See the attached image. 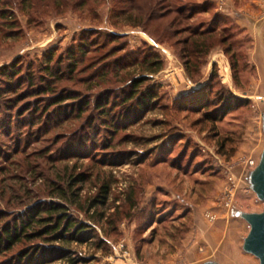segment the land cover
Wrapping results in <instances>:
<instances>
[{
    "label": "rangeland",
    "instance_id": "1",
    "mask_svg": "<svg viewBox=\"0 0 264 264\" xmlns=\"http://www.w3.org/2000/svg\"><path fill=\"white\" fill-rule=\"evenodd\" d=\"M53 1H39L35 7L42 13L31 22L18 4L0 5V234L16 219H25L34 204L57 201L65 203L74 225L85 226L84 240L72 239L70 231L61 241H27L1 254L0 264L16 261L20 252L35 257L42 249L52 257L47 249L54 247V259L47 264H187L182 247L187 238L205 256L197 264H260L243 249L250 225L241 214L261 212L264 203L255 207L240 197L248 191L256 195L250 174L264 150V93L252 98L239 93L253 81L255 67L244 58L233 67L220 44L221 37L235 31L217 26L207 39L213 47L207 56L190 44L197 50L189 56L191 77L180 57L183 45L176 44L189 32L175 34L174 29L208 18L196 14L192 21L169 22L179 17L178 9L197 13L199 0H161L148 22L153 0H139L144 5L133 16L121 13L131 5L127 0H90L76 10ZM14 19L17 32H9ZM135 21L141 25L134 26ZM239 37L230 39L236 52L249 45L247 38L237 44ZM81 38L104 49L87 48L84 55L75 51L68 58ZM217 48L227 57L211 64L209 54ZM108 51L112 56L102 59ZM50 52L53 72L45 73ZM60 57L63 62L56 63ZM154 60L162 69L145 72L143 67ZM12 68L16 74L10 80L4 72ZM58 71L62 75L53 80ZM134 77L147 80L134 100L119 104ZM45 84L53 91L42 92ZM199 84L214 99L203 109L200 100L190 98L197 95L187 92ZM147 85L155 89L145 97ZM102 94L108 96L107 109L113 108L107 122L94 105ZM140 95L146 107L138 105ZM62 97L71 98L61 102ZM25 108L30 110L21 114ZM126 113L130 121L122 119ZM47 120L50 131L40 136L37 129ZM9 124L11 132L5 129ZM80 173L85 180L69 186ZM58 186L65 199L54 197Z\"/></svg>",
    "mask_w": 264,
    "mask_h": 264
},
{
    "label": "trees",
    "instance_id": "2",
    "mask_svg": "<svg viewBox=\"0 0 264 264\" xmlns=\"http://www.w3.org/2000/svg\"><path fill=\"white\" fill-rule=\"evenodd\" d=\"M39 1H47V0H0V5L6 6V8H13L12 6H16L17 4L20 6V9L27 13L29 15V22L34 20V17H39L38 14H41L42 12H40L38 9H36V4H38ZM90 0H54V4L56 5V7H62L64 9H68L69 7H72V10H76V8H82L85 5H87V2ZM131 5L129 7V9L127 8H122L121 9V13H125L128 14L130 16H133V12L137 11H141L142 7H143V3L138 2L139 0H127ZM161 0H153L152 4H151V12L148 14V18H147V22L152 19L155 16V9L158 6L159 2ZM46 4V3H45ZM143 4V5H142ZM199 7L198 12L196 13V11L192 10L190 12H187L186 9L183 10H177V13H179V17L175 18L173 20H171L169 22V25H177V22H180L182 19L184 21H192L195 17L196 14H202L204 16H207V21H203L200 22L198 24L196 23H190L188 24L189 26L185 29H181V28H176L174 29V33L175 34H181L183 32H189V35L187 37H185L183 40H178L176 44H181L183 45L181 51H180V57L181 59L184 61L185 66H186V70H187V74L191 75L190 73V63H189V56L193 51H197L195 48H193V50L190 49V44H192L193 46H199V52L201 53H205L206 56L208 55V53L210 52V49L213 48L212 45H208L207 44V39H209L210 37L213 38V36L217 33V26L223 25L224 27L222 29L226 30L228 28H232L233 32L232 35H228V36H224L221 37L219 42L220 44L225 46V52L230 55L231 57V61H232V65L233 67H236V63H238L241 58H244L246 60L247 59V55H246V49L247 47H240L237 50L239 52H236V49H233L232 45H230V39H232L234 36L236 37H240L237 38L239 43L240 40L247 38L246 36H242L240 34V29L239 27H237L236 25L230 24L229 22H226L225 20H223L220 17H214L213 16V10L212 7L207 4L205 2V0H199L198 2H196V5ZM12 12L10 14H14V9H9ZM35 10V11H32ZM65 11V10H63ZM85 13L84 10L81 12V14ZM47 15V12L44 13V15ZM5 16V14L3 15ZM84 18V14L81 15ZM142 16V15H140ZM135 17L137 18V15H135ZM142 18V17H141ZM139 19H136V21ZM133 22L132 24L134 26H138L141 25V22ZM147 22H144L143 24H146ZM17 24H18V20L14 19L9 25H7L9 32H17L15 30H17ZM193 25H198V26H193ZM202 25H204L205 27H203ZM96 33V32H95ZM235 34V35H233ZM111 37H115V34H111ZM247 41H249V39L247 38ZM248 43V42H247ZM92 46V47H91ZM87 44L86 41L84 39L81 38V41L79 42L78 46H72L70 48V55H68V58L73 59L75 57V51H81L82 54L84 55L87 51H89V49L87 48H93V51H97V48L99 49H104L103 45H99V44ZM247 46V45H246ZM76 49V50H74ZM113 51H108L105 52L102 56V59H108L112 56ZM82 55V56H83ZM46 62L44 64L43 67V71L45 73H49V72H53V69L51 67V63L53 62V58H54V54L53 52H50L49 54H47L46 56ZM154 57H157V55L155 54ZM146 57H144L145 59ZM63 62V59L60 57L56 63L61 64ZM144 62V61H143ZM160 61H152L151 64H149V67H143L144 71L150 74H154L159 72L162 69V65L161 63H159ZM249 62V61H248ZM109 64V63H108ZM144 65V64H143ZM142 65V66H143ZM71 67H76L77 66V61L72 63L70 65ZM109 66V65H108ZM246 66V65H243ZM73 68L71 70H73ZM42 70V69H41ZM11 74H16V71L12 68L10 71H5L4 75L9 78L10 80L13 79V75ZM58 77H53V80H56L57 78H60V71H58L57 73ZM190 77V76H189ZM192 77V75H191ZM30 79L31 82L34 81V75L30 74V76L28 77ZM147 79L145 77H139L136 78L134 77L132 79V86H131V91L123 94L124 96L122 97V101H120L119 104H121L122 102H124V104H126L128 101L134 100V98L136 97V91L138 90V87L143 86V84L145 83ZM214 77H212L210 79V84L211 82H213ZM21 85V83H19V86ZM209 86V84H208ZM207 86L198 89L196 91H193L189 94H196L198 96V98L196 97H192L190 96V98L193 99H198L201 102L199 103L200 108L203 109L202 106L208 105V103L213 102V98L211 99V96L209 97V95H211L210 90L208 92V90L206 89ZM44 90L42 92H50L53 91V89H50V86L48 84L43 85L42 87ZM13 89V88H12ZM6 89L7 91H13V93L17 90V89ZM154 86L153 85H147L146 89H144L145 93L143 94L145 97L147 96V94H149L150 96L152 95L153 91H154ZM0 89V93H1ZM189 95L187 94L184 99H188ZM222 96V95H221ZM227 96V95H225ZM205 97V98H204ZM71 97H62V99H60L61 102H65L66 100H69ZM209 98V99H208ZM227 98V97H226ZM231 98V100H226L225 103V108L227 109L232 103H233V98L234 97H229ZM238 98V97H237ZM137 99V98H136ZM139 100V99H138ZM239 100V99H237ZM140 101L141 103L138 102V105H141L146 107L147 105L144 103L143 101V96L140 95ZM109 102L108 96L106 94H102L100 97H98L94 103L95 107H97V111H99V113L101 114V116H105L104 121L107 122L106 117L108 118V116H110L112 114L113 108L111 109H107V104ZM117 101H114V104H118L116 103ZM245 102H247L245 100ZM194 103V101H193ZM239 104V103H238ZM6 106L8 109H10V105L6 104L4 105ZM236 106V105H235ZM143 107V108H144ZM30 108V107H29ZM29 108H25L23 109V112L21 114H24L25 112L29 111ZM48 110V109H47ZM148 110V109H147ZM141 108L138 107V111L140 112ZM230 111V109L228 110V112ZM142 112V111H141ZM135 113V112H134ZM128 113L121 115V117L123 116L124 118H127V120H131L128 118ZM69 114L66 115V117L68 118ZM134 119H136L138 117V115H134ZM122 117V119H123ZM131 118V117H130ZM11 121V120H10ZM50 120H47L46 124H44L42 127H39L37 129V131H39V135H46L49 133L50 131ZM33 124V123H32ZM113 125H120V121H118V124H116L115 122L111 123ZM17 125V124H16ZM31 126V124H29ZM34 126V124L32 125ZM114 126V127H115ZM4 126L0 124V130H4L3 128ZM5 129H8V132H11V124L9 125H5ZM6 131V132H7ZM6 132H3L4 134H7ZM9 134V133H8ZM84 158V156H82ZM85 180V175L80 173V175L78 177H72L71 180L69 181V186H73L74 183L76 181L79 182H83ZM56 190L59 192L58 194L54 193V197L60 198V199H65L66 198V192L64 190L63 187L58 186L56 187ZM66 205L63 202H57V201H50L49 203H37L34 204V207L31 208L29 211L26 212L27 217L23 220L17 221V219L15 220L14 224H8L6 225L3 229L2 232L0 234V255L10 251L11 249H13L14 247H16L17 245L26 243L27 241H31V240H35V239H39V238H44V240L46 241H61L64 240L67 236H69L71 233V237L76 238L78 241L83 242V238L82 236L84 235V225L80 224V225H74V223L69 219L68 215L65 213L66 212ZM4 215V213L0 212V219L1 217ZM74 227V231H72ZM71 231V233L69 234V232ZM81 234V237L77 238V235ZM45 249H42V253L36 255L35 257H33V255L29 256V255H25L20 252L21 257H18L16 259V261L10 262V264H47L48 262H50L51 260L54 259L53 255L55 254L54 252H56L57 248L54 247L51 250L47 249V251L49 252V254H51L50 256L52 257H47V255H45L44 252ZM46 251V252H47ZM44 252V253H43ZM16 262V263H15Z\"/></svg>",
    "mask_w": 264,
    "mask_h": 264
},
{
    "label": "crops",
    "instance_id": "3",
    "mask_svg": "<svg viewBox=\"0 0 264 264\" xmlns=\"http://www.w3.org/2000/svg\"><path fill=\"white\" fill-rule=\"evenodd\" d=\"M212 7L214 17H220L240 29V34L249 39L246 49L247 59L255 67V76L247 90H241L242 96L252 98L255 93H264V0H205ZM226 53L217 48L209 54L211 64L219 63L221 58H226ZM222 60V59H221ZM185 79H189L185 74ZM191 81V80H190ZM201 85H192L187 92L198 90ZM192 87V88H191ZM237 92V94H239ZM239 96V95H237ZM244 193L242 199L251 201L252 206H260L256 195ZM245 200V201H246ZM243 201V200H242ZM256 211L252 210L251 212ZM183 250L186 251L185 263L197 264L205 256L199 255L194 246L191 247L190 239L183 240ZM182 251V250H181Z\"/></svg>",
    "mask_w": 264,
    "mask_h": 264
},
{
    "label": "water",
    "instance_id": "4",
    "mask_svg": "<svg viewBox=\"0 0 264 264\" xmlns=\"http://www.w3.org/2000/svg\"><path fill=\"white\" fill-rule=\"evenodd\" d=\"M250 183L257 198L264 203V150L259 164L250 174ZM241 216L250 225V231L244 239L243 249L257 257L260 264H264V208L261 212L242 213Z\"/></svg>",
    "mask_w": 264,
    "mask_h": 264
},
{
    "label": "built area",
    "instance_id": "5",
    "mask_svg": "<svg viewBox=\"0 0 264 264\" xmlns=\"http://www.w3.org/2000/svg\"><path fill=\"white\" fill-rule=\"evenodd\" d=\"M232 180V179H231ZM233 185H234V182H233ZM235 186V185H234ZM207 217L210 218V219H214V216L211 215L210 213L207 214Z\"/></svg>",
    "mask_w": 264,
    "mask_h": 264
}]
</instances>
